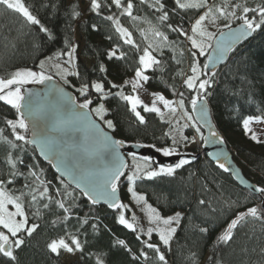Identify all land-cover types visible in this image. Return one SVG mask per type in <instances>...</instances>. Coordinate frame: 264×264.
Returning a JSON list of instances; mask_svg holds the SVG:
<instances>
[{
  "label": "trees",
  "instance_id": "16d2710c",
  "mask_svg": "<svg viewBox=\"0 0 264 264\" xmlns=\"http://www.w3.org/2000/svg\"><path fill=\"white\" fill-rule=\"evenodd\" d=\"M23 2L41 24L50 30L54 38L49 40L47 34L39 31L38 25H29L18 14L6 11L0 6V78H8L17 69L37 70L41 60L57 51L66 50V38L74 44L75 34L78 40L75 43L77 48L74 64L79 76L73 81L79 85L100 82L104 85L105 93L122 90L125 95L133 94L128 85L123 89L112 88L111 85H124L122 83L135 74V69L139 66V56L148 44L140 31L146 29L144 25L137 20L133 21L127 15H121L122 8H116L111 4V0H98L101 3L98 12L91 11L90 0H23ZM132 2L134 16L141 17L140 20L143 21H151L152 25L168 36L169 42H175L164 48L162 54L152 52L157 59L164 61V71H158L155 66L145 71V75L149 76L148 82L145 83L146 90L175 100L180 97L173 92L183 91L184 110L190 113L192 109L190 100L194 90L187 89L182 83L183 76L177 75L181 71L185 74L186 67L191 64L192 58L188 51L190 45L184 37H178V34L172 32L166 25L170 23L190 32L191 22H194L203 10L172 12L171 9L175 7L174 0H162L169 11V20L161 23L157 20L160 13L155 9L149 8L147 4H140V0ZM209 2L220 3L221 0ZM236 2L243 4L245 0H231V3ZM53 4L56 5L55 8L52 7ZM121 4L126 6L127 0H121ZM246 4L254 8L257 4H264V0H246ZM72 5L80 12L75 19L70 16ZM108 15L119 19L121 25L132 34L139 49L124 44L119 34L115 32L113 23L104 18ZM248 15L251 17L253 14ZM220 19L222 26H219L217 33L226 29L224 27L226 23L230 24V27L242 23L235 17L231 20ZM113 49H117V56L123 52L124 57L109 59L108 52ZM181 50L183 56L180 55ZM207 53L196 58L201 69ZM173 56L176 59H172ZM177 60L180 63H177ZM101 65H104L105 72L100 71ZM203 77L213 81L212 86L207 89L211 93L208 104L212 122L227 147L231 151H236L235 153L243 159L246 169L242 170L243 174L248 178L245 172H255L254 184L264 187V143H255L248 138L242 126L244 118L261 115L260 110L264 109V27L253 32L249 39L231 52L215 76ZM68 89L79 103L85 98L96 101L99 95L91 88L87 97L77 95L71 88ZM104 105L107 109L106 118L112 120L115 127L110 130L102 125L117 140H122L126 144L152 146L156 150L169 146L164 135L167 124L157 114L140 110L145 118V123L140 124L129 110L130 106L119 97L109 95L104 100ZM16 115L15 109L0 101V130H3V135L10 139L11 130L8 129L5 120L15 119ZM200 131L202 133L201 129ZM26 135L28 138L29 134ZM14 142L23 144L21 141ZM23 149L11 151L14 156L23 159L24 163L18 164V168L24 175L16 177L13 183H6L4 187L15 195H20L22 191L27 193L25 184H32L34 180L29 176L26 167L31 165L44 182L43 186L49 188L47 196L52 200L38 196L37 202L31 203L30 195L23 198V209L27 218L25 227L35 224L37 228L31 236L22 230L18 235L24 243L20 248L13 249L16 260L12 261L0 254V264H97L98 259L102 264H162L156 259L155 252L144 246L143 241H147L144 237L118 222L120 209L111 211L105 206H93L60 179L49 164L40 160L34 148L29 144H23ZM8 152V147L0 144L2 169L0 179L5 181L10 179L5 164ZM174 153L183 152L175 150ZM191 155L196 156L194 160L175 169L172 176L161 174L147 179L143 178L141 173L142 178L133 184L134 190L145 195L148 203L157 208L162 215L169 216L178 211L183 213L170 248L165 252L167 264H264V220L246 217L238 222L227 243L217 239L238 213L250 207H257L264 215V193L251 194L240 188L229 174L210 162L206 156H202L201 153ZM150 163L155 165L153 162ZM130 167L128 165L125 174H128ZM127 185L126 175L122 176L118 181L122 204L128 200V193L125 190ZM57 189L60 195L57 194ZM39 190L42 191V188ZM65 190L69 195H64ZM56 200H63L65 206L70 208L67 220L64 219L63 210L56 205ZM200 200H204L205 204H199ZM44 203H48L49 207L44 208L42 206ZM83 220H87V223H82ZM93 225L96 227L93 228ZM200 228L207 231L200 232ZM3 230L0 227V231ZM71 236L80 241L81 249L68 252L72 256L70 260L65 259L66 250L60 249L58 253H52L47 247L52 240L60 237H64L71 246ZM137 236L140 239H137ZM10 239L13 238L10 236ZM117 240H124L126 246L117 244ZM142 250L147 253V260L140 256Z\"/></svg>",
  "mask_w": 264,
  "mask_h": 264
},
{
  "label": "snow or ice",
  "instance_id": "6c2138e0",
  "mask_svg": "<svg viewBox=\"0 0 264 264\" xmlns=\"http://www.w3.org/2000/svg\"><path fill=\"white\" fill-rule=\"evenodd\" d=\"M174 3L175 7L171 9L172 12L189 9L203 10L198 17L195 18L194 22H191L190 33L183 27L173 26L170 23H167L166 26L172 32L177 33L178 37H184L190 43L188 51L192 58L190 64L191 75L186 76L183 80V84L187 89L194 90L197 93L191 97L190 104L193 110L198 112L200 120H202L204 124L209 125L210 135L215 137L217 136V133L213 130L208 120V97L211 93H209L207 89L212 86L213 81L202 78V69L196 59L198 55H205L206 50L212 47L209 42L212 41L214 33L207 30L205 21L209 24H215L220 18L231 20L233 17L242 21V24L238 29L228 34L229 42L217 45V55L210 54L208 57L210 62L222 60L225 53L231 51L232 44L240 40L242 37L250 36L257 29L264 27V4H257L256 7L250 8L247 6L246 0L243 4L240 2L231 3V0H221L220 3H210L209 0H174ZM111 4L115 5L118 9L122 8L121 15H127L128 17H131L133 21L141 19V17L133 15L134 4L132 0H127L126 6L121 4V0H111ZM140 4H147L149 8H153L156 12L160 13L157 17L159 22L166 23L169 20V11L162 0H140ZM0 6H3L6 11L18 14L27 24L38 25L39 31L47 34L49 40L54 38L50 30L41 24L40 20L32 14L29 7L26 6L23 0H0ZM52 7L55 8L56 5L53 4ZM100 8L101 3L98 2V0H90L91 11L98 12ZM238 12L240 13L239 15L237 14ZM249 13H252L253 15L249 17ZM79 15L80 12L77 10V7L72 5L70 16L75 19ZM104 18L113 23L115 32L119 34V37L123 40L124 44L131 45L134 48L139 49V46L135 44L132 38V34L127 28L121 25L118 18L113 15H108ZM145 22L149 25V28L140 29V31L148 41V44L147 47L143 48L142 54L139 56V66L135 69V76L131 81H125L124 85L112 84V88L123 89V87L130 84L133 93H136L137 89L143 87L142 82L146 83L149 80V76L145 75L146 70L152 69L155 66L158 71H164V61L157 59L154 55H152V52L161 51L162 54L163 48L170 47L171 44L175 42H169L168 36L164 32L160 31L155 25H152L151 21ZM224 27L228 28L230 27V24L226 23L224 24ZM65 45L66 50L57 51L52 56L47 57L46 60H41L39 62L37 67L40 71L22 68L13 71L8 78H0V101H3L6 105H10L11 108L15 109L17 114L15 119L5 120V124L8 129L11 130L12 139L3 135V130H0V144L6 145L9 149L8 155L5 158V164L8 167L7 174L10 176V179L7 181L0 179V227L7 230L8 233L6 234L5 231H0V254H2L3 257L15 261L16 256L14 255L13 249L20 248V246L24 243V240L21 239L18 234L23 230L27 233V235L31 236L37 228V225L35 224L30 227H25L27 218L23 209V198L30 195L31 203L37 202L38 196L40 198L47 197L49 201L52 200L50 196H47L49 188L43 186L44 182L40 180L39 175L33 170L31 165L26 167H28L29 176L33 177L34 180L32 184H25L24 187L28 189L27 193L22 191L20 195H15L9 189L4 187L6 183L11 184L14 182L16 177L24 175V173H22L18 168V164L24 163L23 159L20 156H14L11 150L19 148L23 151V144H35L42 154L51 158V156L56 155L59 145L57 140L50 133L63 130V128L68 126L76 125L82 126L86 131L99 133V136L101 137L99 142L106 153L108 163L102 172H93L87 163H73L72 160L61 151V155H64L65 157L61 160L64 174L70 177L78 188H81L83 194L88 196L93 204L97 203L99 198H102L108 203L110 208L120 210L128 207L117 199L118 181H120L122 176L126 175V180L128 181V193L131 194V197L137 203L144 202V209L147 211L149 224L155 223L157 225V227L147 228L145 235H147L150 239L152 233L156 232L159 236L160 242L164 246H169L173 235L177 231V228L172 225L175 224L178 226L180 224L182 213L175 212L173 215L163 217L157 208L147 203L145 195L138 194L134 190L133 184L136 180L142 178L141 173L143 174V178L147 179H152L160 176L161 174L172 176L175 169L181 168L182 166L188 164L189 161L187 159H180L174 167L162 166L158 169H153L148 163V157H143L142 159L144 162L139 163L136 162L135 154L129 153L134 162V171L130 174H125L124 169L127 165L118 151L124 144V141L112 140L106 134L100 133L97 126L90 120L88 113H94L97 118L104 122L108 129H114L115 126L113 121L104 119L107 110L105 109L103 101L106 100L109 95H115L130 106L129 110L135 115L136 120L140 124L145 123V118L141 112L137 110L138 107H142L143 112L145 113H155L160 116L162 120L164 119V113L161 108L157 107V102L161 103L164 109L167 110L172 117L176 116L177 110L179 109L181 110L183 117H186L187 120L191 121L193 119L192 116L187 111H184V92H173L174 95H178L180 97V99L176 101L168 100L160 93H151L154 99L149 106L148 104H145L138 95H125L122 90L117 91L116 93H105L104 85L100 82H92L91 85L88 83H82L81 86L76 89L80 96L87 97L89 89L91 88L99 94V100L101 102L95 107L90 108V105L93 104L92 99L85 98L83 102L77 104L75 97H69V104L64 105L63 107L70 115L67 118L57 117L50 127L45 126V128H40L37 121L42 120L45 117L42 112H38L33 108V96L35 94L29 89H24L23 86L26 84H43L45 81L52 80L53 77L46 74V71L49 68L56 69L57 75H61L62 79L68 75L78 77V71L69 72L67 68H62L61 63H59L62 57H67L63 63L69 66H72L75 62L76 57L74 54L76 52L77 45L72 44L67 38L65 39ZM173 51H175V49H173ZM183 54V50H181L180 55L183 56ZM114 57L116 59H122L124 57V53L121 52L120 55L117 56V49L110 50L108 52V58L112 59ZM172 59H176V57L173 56ZM47 62L52 63L49 64ZM177 63H180V61L177 60ZM208 67V63L203 65L204 69H207ZM100 71H106L104 65L100 66ZM177 75L183 76L184 73L181 71L178 72ZM203 75H207V73H203ZM212 75L215 76V72H213ZM64 83L69 84L70 82L67 79H64ZM54 91L61 96L65 95L63 89L59 87H57ZM250 102H252L251 98ZM78 109L87 111H78ZM260 111L261 115L248 116L242 120L245 135L250 134V139L257 143H260L261 140L257 134L252 131L250 124L253 122H264V109H261ZM187 126L188 125H184V127ZM192 127L196 128L197 134L200 133V127H197L196 124H193ZM26 134H30L31 139L27 138ZM165 135H168V133H165ZM172 139L174 144L178 142L174 136ZM180 139L187 140V137L181 136ZM14 141H21L23 144H17ZM219 142L223 143V140L220 139ZM157 150L163 152L165 156H169L175 152L174 148L168 147ZM219 167L224 169V171L229 170L223 163H220ZM0 171H2V169H0ZM37 182L39 183L37 184ZM40 188H42V191L39 190ZM254 190L258 193H264V187H256ZM57 194H61L59 189H57ZM64 195H69L66 190ZM55 203L58 208L63 210L65 213L64 219L67 220V214L70 212V208L65 206L63 200H56ZM199 204L204 205L205 201L200 200ZM9 205H11L15 211H9ZM42 206L44 208H48L49 204L44 203ZM249 216L254 219L264 220V215L261 214V211L257 207H250L246 211L238 213L236 218L227 224L223 233L217 238L218 241L227 243L231 239L233 229L236 228L238 222ZM17 217H21V219L17 220ZM117 219L118 222L126 228L133 231L136 230L133 223H130L125 218L123 211H121V214ZM133 219L135 220V216H133ZM82 223H87V220H83ZM159 225H163L165 227H160ZM95 227L96 225H93V228ZM199 231L206 232L207 229L200 228ZM10 236L13 239H10ZM70 239L71 246L65 241L64 237H60L59 239L52 240L47 247L52 253H58L60 249H64L70 253L80 250V241L75 236H71ZM137 239H140V237L137 236ZM116 243L121 246H126L124 240H117ZM143 244L146 248L152 249L155 252L156 259L159 262L167 264L165 255L158 245L148 241H143ZM140 256L144 257L145 260L148 259L147 253L143 250L140 252ZM97 264H102V261L98 259Z\"/></svg>",
  "mask_w": 264,
  "mask_h": 264
},
{
  "label": "water",
  "instance_id": "95a60500",
  "mask_svg": "<svg viewBox=\"0 0 264 264\" xmlns=\"http://www.w3.org/2000/svg\"><path fill=\"white\" fill-rule=\"evenodd\" d=\"M242 24V23H241ZM239 24V26L241 25ZM238 25L233 27H228L226 29L218 32L212 40V47H210L205 63L209 64L207 69H202L203 73H207L204 75L205 77H209L213 72H217L221 66H223L228 60L231 52H233L240 44L244 43L250 36L242 37L240 40L236 41L232 44L231 51L225 53L224 58L222 60L209 61L208 57L210 54L217 55L216 48L218 44H224L228 41V34L232 31H235L239 28ZM252 35V34H251ZM214 65V67H213ZM59 87L63 89L64 96L56 93L54 90ZM24 89H29L35 95L33 96V108L38 112H42L44 115V119L38 120L37 123L40 128H45V126L50 127L52 123L55 121L57 117L67 118L70 114L64 110V105L69 104V97H74L68 88L64 87L61 82L54 78L50 81H45L43 84H26L23 86ZM23 91V89H22ZM76 100V97H75ZM76 103L79 102L76 100ZM78 111H87V110H79ZM191 115L194 120V123L200 127L203 133L201 150L206 158L219 167L220 163H223L225 167L229 170L224 171L229 174L234 182L238 184V186L251 194L257 195L258 192H255V188L258 187L254 182L249 180L244 174L242 169L238 166L234 161L232 151L227 147L225 141L222 136L218 132L210 111V106L208 104V120L210 122L211 127L217 133V136L213 137L209 132V125L204 124L202 120H200L199 114L196 110L191 109ZM90 120L97 126L100 133L106 134L112 140H117L114 138L113 134L107 130L100 121H98L91 112L88 113ZM58 142L59 148L57 150L56 155L48 156L42 154L38 147L35 144H29L32 148L35 149L37 156L40 160L49 164L56 175L62 179L69 187L73 188L77 192H79L84 198L88 200L93 206H105L111 211H116L118 209H113L108 206V203L99 198L98 202L93 204L88 196L84 195L81 188H78L76 184L72 181V179L64 174V169L61 164V160L64 159V155H61V151L66 154L73 163L85 164L87 163L90 169L93 172H102L104 167L108 163V158L106 153L103 150L101 143L99 142L101 137L99 133L94 131H86L82 126H68L63 128V130L55 131L50 133ZM28 138L31 139L30 134ZM220 139L223 140V143H220ZM119 153L123 157L125 164L128 167V158L131 157L129 153L135 154L136 158L142 159L143 157H148V161L153 162L157 167L162 166H172L180 159H187L188 161L194 160L195 155H191V153H173L169 156H165L163 152L156 150L152 146H144L141 144H126L124 143L119 148ZM126 167V168H127ZM124 169V172L126 171ZM224 170V169H223ZM117 199L122 203L119 189L117 191Z\"/></svg>",
  "mask_w": 264,
  "mask_h": 264
},
{
  "label": "rangeland",
  "instance_id": "374dc122",
  "mask_svg": "<svg viewBox=\"0 0 264 264\" xmlns=\"http://www.w3.org/2000/svg\"><path fill=\"white\" fill-rule=\"evenodd\" d=\"M237 14L239 15L240 13L238 12ZM137 21L140 24L144 25V27L146 29L149 28V25L145 21H143V20H137ZM205 24L207 26V30L209 32L214 33V35H215L217 33V31H218L217 29L219 28V26H222V20L218 19L215 24H209L207 21H205ZM77 40H78V37H77V35L74 34V44L77 43ZM209 43H212V41H210ZM189 45H190V43H189ZM208 50H209V48L206 50L205 54L208 52ZM156 52H161V51H156ZM66 59H67V57H62L61 60L59 61V63H61L62 68H67L69 72L76 71L75 64H73L72 66H69V65L63 63V61L66 60ZM44 60H46V58ZM47 63L50 64L52 62H47ZM35 71H40V69L38 68ZM46 74L51 75L52 77L58 79L61 82V84H63L65 87L71 88L77 95H80L79 92L76 91V89L79 88L81 85L76 84L73 81L77 76L68 75V76H65L62 79L61 75H57L56 69H54V68H49L46 71ZM187 75H191L190 64L188 65V67H186L185 74L183 75V78H182V83H183V80L186 78ZM134 76H135V74L133 76L129 77L126 81H131L134 78ZM202 78H204L203 75H202ZM64 79H67L70 83L69 84H65L64 83ZM142 83H143V87L137 89L136 93H133V94L138 95L139 98L145 104H148L150 106L152 100L154 99V97L151 95V93H157V92H150V91L148 92V90H146V88H145V83L144 82H142ZM122 84H124V82ZM128 86L131 88L130 84H128ZM196 94L197 93L194 91V95H196ZM166 99H168V98H166ZM168 100L176 101L175 99H168ZM100 102L101 101L99 100V95H98L97 100L93 101V104L90 105V108L95 107ZM103 103H104V101H103ZM157 107L161 108L162 112L164 113L163 121L167 124V129H166L165 133H168V135H165V134L164 135L168 139V142H169V146L168 147L174 148L175 150L182 151L183 153L184 152L185 153H191V154L201 153L202 156H203L204 154H203V152L201 150V144H202L201 143V139H202L201 137L203 136V134L201 133V131H200L199 134H197L196 128L192 127V125L195 124L194 120L193 119L191 121L187 120L186 117H183L182 112L179 109L177 110L176 116L172 117L171 114L168 113L167 110L164 109V107H163V105L161 103L157 102ZM105 109H106V107H105ZM137 110L140 111V110H143V108L142 107H138ZM92 114L98 121L101 122V124H103L106 127V125L104 124V122L102 120L97 118L94 113H92ZM189 114L191 115V113H189ZM106 115H107V111H106V114L104 116V119L108 120L106 118ZM184 125H188V126L184 127ZM250 128L259 137V139L261 140L260 143H264V122H261V123L253 122V123L250 124ZM173 136L178 141L175 144L173 143V139H172ZM181 136L187 137V140H181L180 139ZM246 136L248 138H250V134L246 135ZM255 143H257V142H255ZM235 152L236 151L232 150L234 160H236L235 163H237L238 166L240 168H242V170L246 171L243 159ZM128 159H129L128 165L131 166L129 168V170H128V174H130L132 171H134V167H133L134 162L132 160V157H129ZM136 162L143 163L144 161H143V159L136 158ZM150 162L151 161H148V163L151 165V168H153V169H158L159 168V167L153 165ZM245 173H247L248 178L252 182L256 181L255 172H251L250 171V172H245ZM127 189H128V187H127ZM127 189H125V190L127 191ZM127 193H128V191H127ZM138 194H141V193H138ZM147 203H148V201H147ZM123 204L127 205L128 207L126 209L121 210V211H123V215L125 216V218L130 223H133V225H134V227L136 229L135 232H137L140 236L144 237V239L147 240L148 242L158 245L161 248V251L163 252V254L166 257V253L165 252H167V250H169L170 245H171L176 233L173 235V238L170 241L169 246H164L160 242L159 236H158V234L156 232H153L152 235H151V238L149 239V237L147 235H145V233L147 231V228H149V227H157V225L155 223L149 224L148 217H147V211H146V209H144V202L137 203L136 201L133 200V198L131 197V194L128 193V200H127V202H125ZM8 209H9V211H15V209L11 205L8 206ZM178 212H181V211H178ZM133 216H135V220L133 219ZM162 216L163 217H167V216H164V215H162ZM182 216H183V213H182ZM16 219L19 220V219H21V217H17ZM159 226L160 227H165L163 225H159ZM172 226L178 228L179 225L177 226V225L173 224ZM3 231H5V233L8 234L7 230L4 229ZM69 253L67 251V253L65 255V259L66 260L72 259V256H70Z\"/></svg>",
  "mask_w": 264,
  "mask_h": 264
}]
</instances>
